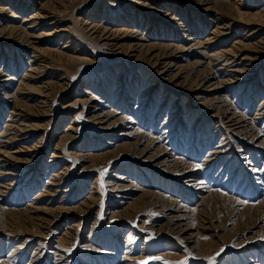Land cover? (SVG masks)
Masks as SVG:
<instances>
[{
  "label": "rangeland",
  "instance_id": "1",
  "mask_svg": "<svg viewBox=\"0 0 264 264\" xmlns=\"http://www.w3.org/2000/svg\"><path fill=\"white\" fill-rule=\"evenodd\" d=\"M223 1L229 6L217 0L224 5L208 13L175 0H0V7L20 17L13 22L0 16V71L18 82L11 101L0 98V134L13 110L30 127L26 141L0 136V264H264V148L209 116L199 119L194 102L168 92L143 52L138 58L117 52L90 32L101 25L121 30L116 37L124 44L137 35L178 47L186 35L214 33L203 68L223 82L220 94L264 143V116L259 120L257 112L264 100V0ZM37 13L45 14L41 28L54 22L62 35L32 46L14 34L2 36L11 32L8 26ZM179 23L187 26L185 33ZM70 55L88 60L72 61ZM32 66L41 76L36 84L26 79ZM22 81L27 90L21 93L16 90ZM46 84L53 85L45 108L49 117L40 118L29 89L39 93ZM85 90L111 111L133 117L138 136L121 141V128L109 135L97 131L86 120L87 106L77 102ZM144 91L150 92L145 107L137 108ZM71 126L78 128L68 131ZM67 135L74 139L64 140ZM221 144L232 151L233 162L211 161L210 152ZM161 150L197 167L207 190L203 199L185 188V178L153 172L138 160ZM242 163L245 168H239ZM60 171L63 189L51 200L43 194ZM116 177L127 186L120 197L109 188ZM179 207L192 210L183 224L192 223L193 233L201 234L203 252L194 255L176 238L158 235Z\"/></svg>",
  "mask_w": 264,
  "mask_h": 264
},
{
  "label": "bare ground",
  "instance_id": "2",
  "mask_svg": "<svg viewBox=\"0 0 264 264\" xmlns=\"http://www.w3.org/2000/svg\"><path fill=\"white\" fill-rule=\"evenodd\" d=\"M41 1L45 2L47 0H41ZM160 1L167 2L169 0H160ZM175 1L181 2L183 4L185 3L188 6H190L191 8L193 7L194 10H198V11L202 10V11H206L208 13H214V10L215 11L218 10L217 7H219V6H217V5H224L223 3L225 2L223 0H221L223 3L217 2V0H175ZM228 2L229 1H226L225 4H228V6H229ZM45 5L46 4H43L45 9L49 10V9H47V7ZM225 6H227V5H225ZM10 12L11 11L8 10V7L7 8L0 7V16L1 15L5 16V17L7 16V19H9V21L11 20L13 22H16V20H19L20 17L19 18L17 17L18 14L14 15V14H12L13 12L12 13H10ZM47 13H48V11H47ZM44 15H41L40 13L32 14L27 19L22 20V24H19V25L14 24V26L11 25L12 27L8 26V28L11 30V32L9 34H4L2 32V36H5L8 38V37H12L14 34L20 40L19 42L23 43L24 45L25 44L31 45L30 43L37 45L38 43L40 44L42 41H44L46 39L54 40L56 38V34L62 35L60 31H55L57 26H56V28L53 27V25H55L54 22L51 23L50 25H48V23H47V25H45L44 28H41V27H43L42 24H44L43 22L45 21V20H43V17H45ZM214 23H216V22H214ZM1 24H2V22H1ZM179 26L182 28V32L185 33L186 32L185 27H187V26L181 25L180 23H179ZM90 30H91L90 32H92V34L98 35V38L100 39V43L102 46L105 45L111 49L114 48L117 52H119V51L120 52L121 51L127 52L131 57H137V58H138L137 55H139V54H141V52H143L146 55L145 57H146V60L149 62V64H151L156 69V71L159 75L158 80L162 82L163 86H165L164 88L167 89L168 92L170 91L172 93H175L176 95H185V97L187 95L188 98L194 102V104L192 106L194 108L198 109V111L200 112L199 117H198L199 119H201L202 116H209V118L212 122L222 123L223 127L225 126L224 128L227 129L231 134L233 133L236 135H244V136L250 135V137H252L251 139L253 140L252 143H255L254 147H256V148L263 147L264 148V143L261 142L259 139V136L255 134L257 132H254V129L251 128L250 126H248L249 123H247V120L244 118L245 116L242 117L238 112H236L233 109V107L230 105V102L228 101L227 97L220 94V92L225 88L223 86V84H221L223 82H219L220 80L215 81L216 76H213V74L210 70L203 68L204 64L206 63L205 59L207 57V53L205 51L210 46L215 44V41H216L214 33H211L210 34L211 37L208 36L207 38L201 37V36L200 37H198V36L197 37H190L192 35H186V37L189 36L188 38H186L187 42L185 43L184 46L178 47V46H175L173 44L170 46L164 45L161 43L160 44L159 43L153 44V43L147 42L142 37L138 38L137 35L127 36L130 39V40H128L130 42L124 44L120 41V39H118V37H116L117 33L121 30H114V29H111L108 27L104 28L101 25H99V27L92 25ZM125 32H128V31H125ZM0 35H1V32H0ZM179 41H180V39H179ZM35 45H34V47H35ZM69 48H70V46L67 45V46L62 47V50H66V49L68 50ZM75 53L77 54L79 52H75ZM60 55L65 56V54H62V53H60ZM31 56H33V55H31ZM66 57L72 61H77V60L87 61L88 60L85 57L81 58L78 56H71V57L66 56ZM207 58H209V55ZM193 59H195V60H193ZM190 60H193L191 62V64L189 63ZM245 60H246V58H245ZM39 63H40V61H39ZM35 64H37V62ZM186 64H190V65H186ZM30 65H32V64H30ZM188 66L191 67L190 72L185 70ZM232 66H234V64ZM243 68L245 69V67H243ZM224 70H226V69H224ZM232 70H231V72H232ZM29 71H30L29 73L26 72V73H28L27 75L24 73L26 75V79L28 80V82H30L32 84H36L33 82L35 80L39 79L40 75H38V73H35V71H37V70L33 69V66L30 68ZM43 71H44V69H43ZM234 72H237V70H234ZM16 83H18L16 81V77H14V76L13 77H7L5 75V72L0 71V98L5 100L6 103H8L9 102L8 100H10L12 98V94H11L12 86ZM22 84H23V81L18 84V88L16 91L22 93L25 90H27L26 88H24L27 83L24 84L23 86H21ZM225 85H227V84H225ZM51 86H53V85L52 84H46L45 86H42L40 88V91H38L39 93H35V91L29 89L30 92H32V93L34 92V97H32V99L34 98L35 102H37V104H39V105H36L34 107L41 111V113L39 115L40 118L44 117V116L49 117V114L45 108H46V106H48L47 105V97L51 93L50 92ZM90 91L91 90L82 91L81 93L83 96L80 99H77V102L82 103L85 106H87L86 109H87L88 118L86 120L89 123L91 122V124L93 126H95L97 131L107 133V135H109V134H111V132L121 128L120 129L121 130L120 135H119L120 138L122 139L121 141H127L128 139L135 138L136 136H138L139 133L133 128V124H134L133 123L134 122L133 117H130V116L126 117V116H123L121 114H120L121 115L120 116L116 110L111 111L110 110L111 106L109 107L108 103L105 102L104 99L96 97V95H94L93 92H90ZM148 94H150V92H148V91L142 92V95L139 96V101H141V102L138 103L137 108H140L142 106L145 107L144 104L146 103V101H143V99L145 97H148L147 96ZM174 101H176V100H174ZM35 102H33V103H35ZM257 112H258V116H259L258 118L260 120L264 116V100L261 102V104L259 106V110ZM83 113H85V112H81L80 115H82ZM33 117H37V116H33ZM220 117H222V119H220ZM19 118H20V115L15 110L10 112V115L8 116V119L6 120V124L3 128V132H1V134H0L1 138L6 139L7 141L11 139L15 142L26 141L29 138L28 132L30 131V127L27 125V123L25 124V123L21 122L22 120H20ZM191 127L192 126H189L190 129H191ZM77 128H75L74 126H71L67 130L75 132L77 130ZM174 129H175V127H174ZM16 130H17L18 134L15 133ZM168 134L170 135L171 133L169 132ZM10 137H12L13 139ZM68 139H74L73 135L72 136L67 135L64 140H68ZM1 142L4 143L5 141H1ZM150 142H151L153 147H157L156 146L157 143L154 140L150 139ZM11 143H12V141H11ZM108 145H112V144H108ZM158 148H160V147H158ZM6 155H7V153H6ZM209 156L211 157V161L215 162V163L218 161H222L223 159H227V161L229 163L235 157L234 154H232V151L229 148H227L224 144L217 146V148L215 150H212V152H210ZM6 158L8 159V163H9V161H13L14 157L6 156ZM241 158H243V157H241ZM249 158L251 160L253 159L252 157H246L243 160H248ZM138 160L142 161V163H146L148 165V167L153 172L171 174V175L183 177V179L185 178V180H184L185 188H187V190L196 192L198 198H200V199L204 198L203 196H204L205 192H207V190L203 186L204 181H202L199 178L200 176L198 174V170L196 169L197 167L193 168L188 163L186 164L184 162L185 160L183 161V160L175 157L174 155H172L170 152L165 151V150H161L160 153L158 154V156L154 157V158H145V154L143 153V155L141 154L138 157ZM0 161H5V160H0ZM255 161H254V163H255ZM215 163H213V164H215ZM206 164H208V162ZM247 164H248V162H245V165H247ZM208 165H206V166H208ZM239 168H245L244 163H242V165H240ZM61 171H62V169H61ZM61 171H60V173L53 175L54 176L53 182L51 184H48L49 186L51 185V187H49L50 189L46 190L45 194H43L45 196L49 195L51 200L55 197V195H57L56 193L60 192L63 189L62 187H63L64 183L62 182V180H58L59 178H61L60 175L64 174V172H61ZM6 172H8V171H6ZM1 174H2V176L5 175V173H1ZM116 178H117V180L114 181V183H110L109 188H110V192L115 194V197H120L119 195H121L123 192H125V189L127 186L124 185V180H123L124 178H122V177H116ZM15 183H17V182H15ZM49 191H51V192H49ZM125 198H128V197H125ZM126 200H129V199H126ZM190 211H192V210L191 209L188 210V209L182 208V207L177 208V210L175 211L177 213V215L174 218H172L171 222L167 223L164 227L163 226L161 227V229L158 232V235L160 236L159 233L161 232L164 235H169L170 237L176 238L178 241H181L183 246L185 245V247L189 250V252L192 253V251H193V254L195 255L198 252H203L201 249L202 246L200 244L202 236L198 232L193 233L192 223L188 226L183 224L184 222L187 221L186 219H189L188 218L189 215L192 214ZM46 215H47V213H46ZM46 220H47L46 218L42 219V221H44V222ZM194 252H196V253H194Z\"/></svg>",
  "mask_w": 264,
  "mask_h": 264
}]
</instances>
